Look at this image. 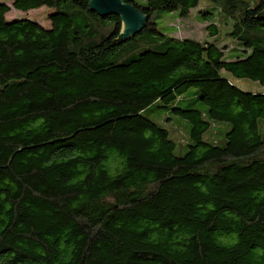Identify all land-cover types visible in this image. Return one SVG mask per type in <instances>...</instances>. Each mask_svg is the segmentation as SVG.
I'll return each instance as SVG.
<instances>
[{"label":"trees","instance_id":"obj_1","mask_svg":"<svg viewBox=\"0 0 264 264\" xmlns=\"http://www.w3.org/2000/svg\"><path fill=\"white\" fill-rule=\"evenodd\" d=\"M91 1L0 0V264H264V0Z\"/></svg>","mask_w":264,"mask_h":264},{"label":"rangeland","instance_id":"obj_2","mask_svg":"<svg viewBox=\"0 0 264 264\" xmlns=\"http://www.w3.org/2000/svg\"><path fill=\"white\" fill-rule=\"evenodd\" d=\"M49 12H51V10L47 8L33 10L28 13H23L16 11L15 9H11V12L8 16L9 18L25 17L31 20H36L47 27L49 26ZM199 16V11L197 9L192 10L190 16L183 20L177 19L176 14H164L162 18L158 19L159 27L164 33H175V35L179 38H194L199 41H212L213 38L208 36L206 31L208 23H203L202 19H200ZM216 23L219 25L218 22ZM221 41L225 42L226 38L222 37ZM236 84L243 90H256V86L253 87L252 84H249L243 80H237Z\"/></svg>","mask_w":264,"mask_h":264},{"label":"water","instance_id":"obj_3","mask_svg":"<svg viewBox=\"0 0 264 264\" xmlns=\"http://www.w3.org/2000/svg\"><path fill=\"white\" fill-rule=\"evenodd\" d=\"M90 9L99 17L119 16L125 24L122 37L135 36L145 26L147 19L135 7L123 0H92ZM264 17V12H263Z\"/></svg>","mask_w":264,"mask_h":264}]
</instances>
